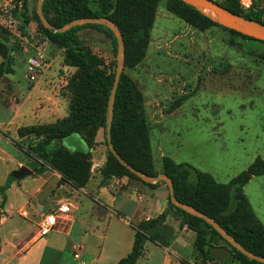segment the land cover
Here are the masks:
<instances>
[{
  "label": "rangeland",
  "instance_id": "obj_1",
  "mask_svg": "<svg viewBox=\"0 0 264 264\" xmlns=\"http://www.w3.org/2000/svg\"><path fill=\"white\" fill-rule=\"evenodd\" d=\"M26 2L27 16L37 15V2ZM16 4L17 10L24 12L22 2L13 0L12 5ZM170 4L169 0H158L142 59L133 67L124 64L123 68L142 98L155 172H162L164 156L228 184L256 158L264 160V45L236 36L220 25L200 30L173 14ZM14 16L15 24L0 26L8 38L0 39V50L6 55L0 54V66L6 72L0 77V133L10 138L7 144L2 142L1 148L18 161L30 164L32 161L15 146L37 140L32 136L20 138L28 128L19 115L24 92L40 83V92L32 94L36 100L28 104L32 103L34 110L36 106L42 109L29 123H54L56 117L68 112L65 87L74 69L63 68V51L48 44L47 69L36 82L29 81L25 72L27 58L39 44L34 42L47 36L35 21L25 23ZM77 36L82 46L101 58L107 68H113L114 46L104 31L84 28ZM43 95L51 97L52 102L45 101ZM49 107L56 114L53 118ZM100 134V151L107 156L102 130ZM71 138L64 139L61 145L71 150L85 149L78 136ZM243 192L264 226V176L253 177ZM169 209L172 218L178 220ZM150 237L155 238L156 233ZM212 243L223 246L215 238ZM74 253L68 255L69 264L77 262L73 261ZM150 262L162 264L159 255Z\"/></svg>",
  "mask_w": 264,
  "mask_h": 264
},
{
  "label": "trees",
  "instance_id": "obj_2",
  "mask_svg": "<svg viewBox=\"0 0 264 264\" xmlns=\"http://www.w3.org/2000/svg\"><path fill=\"white\" fill-rule=\"evenodd\" d=\"M22 2L24 12L13 10V14L27 23L30 20L38 24L39 29L49 39V44L63 51L62 67L74 69L65 87L68 99L67 115L54 123L27 126L20 138L32 136L35 142H26L15 146L22 150L36 173L44 168L55 170L66 181L75 187H83L89 180L91 167V150L96 145V135L102 130L107 156L101 167L103 178H132L145 186L154 187L165 184L159 181L146 184L119 164L109 151L106 140V120L108 102L114 80L116 61L113 68L105 66L103 60L89 48L79 42L77 32L84 28L104 31L112 40L114 57L116 56V39L113 34L100 25L87 24L73 27L66 32L57 33L41 25L37 15L27 16V0ZM35 3L37 0H34ZM170 11L192 26L205 30L219 26L196 8L180 0H169ZM213 1V0H212ZM158 0H43L41 10L46 20L54 27L60 28L79 18H108L119 28L124 41V64L135 66L143 57L149 39V32L154 21L155 7ZM228 11L246 19L264 25V14L261 4L264 0H254L249 10H243L238 0H214ZM226 29V28H224ZM232 34L252 42L261 43L235 31L226 29ZM0 39L8 40L0 31ZM2 57L6 55L2 54ZM264 60V55H261ZM6 73L0 66V77ZM141 95L133 81L122 72L114 98L113 120L110 127V142L116 153L130 166L143 175L157 176L165 174L173 184L174 197L181 203L192 206L197 211L212 218L235 241L254 255L264 257V226L256 217L243 186L254 176H264V160L256 158L246 170L242 171L228 184L218 183L212 175L200 172L187 164H176L168 157H162V172L156 173L151 151L149 127L141 106ZM22 133V132H20ZM73 135L84 143V150H71L61 145L64 139ZM14 181L8 178V185ZM8 185L2 188L7 189ZM167 190V187H166ZM168 207L173 209L179 221L180 229H187L194 235L193 248L196 264H263L250 260L230 246L211 226L202 219L171 204L168 196ZM165 215L141 222L136 226L131 252L117 264H136L143 254L146 240H154L147 232L162 222ZM157 236V235H156ZM223 243L228 252L226 261L216 262L212 249L213 239Z\"/></svg>",
  "mask_w": 264,
  "mask_h": 264
},
{
  "label": "crops",
  "instance_id": "obj_3",
  "mask_svg": "<svg viewBox=\"0 0 264 264\" xmlns=\"http://www.w3.org/2000/svg\"><path fill=\"white\" fill-rule=\"evenodd\" d=\"M40 87L39 83L25 90L20 101L19 115L26 126L41 124L29 122L42 107L36 106L34 110L30 107L33 104H28L36 100L32 94L40 92ZM42 98L52 102L51 97ZM48 109L49 116H56L52 107ZM66 115L56 117L55 121ZM100 133L96 135V144L100 143ZM7 141L10 138L0 133V264H69L68 255L77 245L81 252L76 264H117L131 252L136 226L162 214V222L147 232L148 237L155 232L156 238L144 242L142 257L136 264H151L154 255L161 257L162 264H195L194 235L191 239L190 231L180 229L179 221L172 218L166 187L145 186L127 177L103 180L100 170L106 156L100 151L101 144L91 150L88 182L77 188L62 181L53 169L46 167L40 173L34 172L32 165L18 161L1 148L2 142ZM21 166L27 167L31 175L8 185L10 173ZM6 185L7 189L2 191ZM66 204L73 206L71 210L59 213L58 209ZM48 214H57V224L46 236H40L38 226ZM212 253L216 262L228 257L222 245H214Z\"/></svg>",
  "mask_w": 264,
  "mask_h": 264
},
{
  "label": "water",
  "instance_id": "obj_4",
  "mask_svg": "<svg viewBox=\"0 0 264 264\" xmlns=\"http://www.w3.org/2000/svg\"><path fill=\"white\" fill-rule=\"evenodd\" d=\"M186 5L192 6L196 8L197 10L201 11L203 14L208 16L211 20H213L218 25L235 31L243 36L262 41L264 42V25H261L257 22H254L252 20L246 19L243 16L234 14L227 9L223 8L216 2L212 0H180ZM43 0H37L36 4V13L37 17L43 26V28L47 30H52L57 33H63L68 31L69 29L73 27H79L84 26L87 24H93V25H100L104 26L110 32L113 34V36L116 39L117 47H116V65H115V72H114V80L111 88L110 98L108 102V110H107V120H106V140L107 145L109 148V151L111 154L117 159L120 165H122L124 168H126L130 173L135 175L137 178H139L142 182L146 184H154L159 181H162L165 183L169 200L172 205L175 207L189 213L190 215L196 216L200 219H202L206 224L211 226L230 246H232L234 249L239 251L243 256L246 258L256 261L258 263L264 264V257H260L257 255L252 254L251 252L247 251L245 248H243L237 241L234 240L223 228L219 226L217 222H215L212 218L208 217L207 215L201 213L200 211H197L192 206H189L187 204H183L179 202L173 194V184L171 179L166 176L165 174H159L157 176H148L143 175L140 172H138L136 169H134L132 166L128 165L115 151L114 147L112 146L110 142V127L113 120V109H114V98L116 89L119 83L120 76L123 72L124 68V41L122 34L119 30V28L114 24V22L108 18H102V17H96V18H79L75 19L68 24L60 27V28H54L44 17L41 5ZM205 9V10H204ZM31 171L25 167L21 166L17 170L10 173V177L14 180H20L26 176L31 175ZM191 239H193L192 234Z\"/></svg>",
  "mask_w": 264,
  "mask_h": 264
},
{
  "label": "built area",
  "instance_id": "obj_5",
  "mask_svg": "<svg viewBox=\"0 0 264 264\" xmlns=\"http://www.w3.org/2000/svg\"><path fill=\"white\" fill-rule=\"evenodd\" d=\"M238 2L241 9L249 10L252 8L254 0H238ZM12 3L13 0H0V26L2 27L8 28L16 23V18L13 15V8L16 6L12 5ZM261 11L264 14V3L261 5ZM37 43L39 44L35 47L36 50H33L31 55L28 56L25 67L26 77L31 82H36L42 72L48 67L45 48L49 44V39L41 36L40 40L34 42V44ZM22 48L25 50L26 46L22 45ZM72 207L71 204H66L60 207L58 212L62 214L68 213ZM57 218V214L45 215L38 226L39 235L46 236L50 233L57 224ZM73 248L75 251L74 258L79 259L81 246L77 245Z\"/></svg>",
  "mask_w": 264,
  "mask_h": 264
},
{
  "label": "bare ground",
  "instance_id": "obj_6",
  "mask_svg": "<svg viewBox=\"0 0 264 264\" xmlns=\"http://www.w3.org/2000/svg\"><path fill=\"white\" fill-rule=\"evenodd\" d=\"M205 10V9H204Z\"/></svg>",
  "mask_w": 264,
  "mask_h": 264
}]
</instances>
